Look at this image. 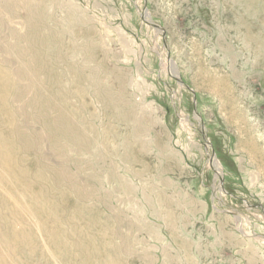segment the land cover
Here are the masks:
<instances>
[{
  "label": "rangeland",
  "instance_id": "374dc122",
  "mask_svg": "<svg viewBox=\"0 0 264 264\" xmlns=\"http://www.w3.org/2000/svg\"><path fill=\"white\" fill-rule=\"evenodd\" d=\"M0 22V264H264V0Z\"/></svg>",
  "mask_w": 264,
  "mask_h": 264
},
{
  "label": "bare ground",
  "instance_id": "6f19581e",
  "mask_svg": "<svg viewBox=\"0 0 264 264\" xmlns=\"http://www.w3.org/2000/svg\"><path fill=\"white\" fill-rule=\"evenodd\" d=\"M7 2H8V1H7ZM9 2H10V1H9ZM15 3H16V2H15ZM7 6H9V4H7ZM14 6H15V5H14ZM14 6H12V8H13ZM17 6H18V5H17ZM5 8H6V7H5ZM5 8H4V9H5ZM17 8H18V7H17ZM18 10H19V9H18ZM30 11H31V10H30ZM15 12H16V11H15ZM13 13H14V12H13ZM33 13H34V12H33ZM15 14H16V13H15ZM8 15H9V14H8ZM11 15H12V12H11ZM28 20H29V19H28ZM31 21H32V20H31ZM27 22H28V21H27ZM27 22H26V23H27ZM0 23H1V22H0ZM27 24H28V23H27ZM28 25H30V21H29V24H28ZM0 27H1V26H0ZM1 28H2V27H1ZM1 28H0V29H1ZM37 28H38V26H37ZM13 33H14V32H13ZM47 35H48V34H47ZM10 39H11V38H10ZM46 39H47V38H46ZM50 40H51V39H50ZM17 41H18V40H17ZM40 42H41V41H40ZM47 42H48V41H47ZM16 43H17V42H16ZM28 45H29V44H28ZM40 45H42V44H40ZM4 47H5V46H4ZM13 47H14V46H13ZM15 48H16V47H15ZM6 49H7V48H6ZM16 49H18V48H16ZM19 49H20V48H19ZM34 53H36V52H34ZM9 54H10V53H9ZM12 55H14V54H12ZM17 55H18V54H17ZM15 56H16V55H15ZM39 56H40V55H39ZM41 56H42V55H41ZM35 57H36V55H35ZM42 57H43V56H42ZM36 58H37V57H36ZM40 59H42V58H40ZM37 60H38V59H37ZM39 61H41V60H39ZM36 63H37V62H36ZM41 63H42V62H41ZM43 63H44V61H43ZM44 65H45V64H44ZM36 67H37V66H36ZM38 67H41V66H38ZM41 68H42V67H41ZM44 68H45V67H43V69H44ZM38 69L40 70V68H38ZM17 70H18V69H17ZM15 72H16V71H15ZM38 72H39V71H38ZM48 72H49V71H48ZM17 73H18V72H17ZM8 74H9V73H8ZM42 74H43V73H42ZM48 74H49V73H48ZM18 75H20V73H19ZM26 75H27V74H26ZM46 75H47V74H46ZM48 76H49V75H48ZM48 76H47V77H48ZM33 77H35V76H33ZM47 77H46V78H47ZM16 78H17V76H16ZM18 78H19V77H18ZM49 78H50V76H49ZM55 78H57V77H55ZM2 79H3V78H2ZM19 79H20V78H19ZM22 79H23V78H22ZM49 80H50V79H49ZM49 80H48V81H49ZM9 81H10V80H9ZM11 81H12V80H11ZM13 81H15V80H13ZM6 82H7V80H6ZM1 83H2V82H1ZM13 84H14V83H13ZM17 85H18V84H17ZM17 85H16V86H17ZM2 86H3V85H2ZM9 86H10V85H9ZM9 86H8V87H9ZM12 86H14V85H12ZM12 86H11V88H12ZM14 88H16V87H14ZM19 88H20V87H19ZM19 88H17V89H19ZM23 88H24V87H23ZM26 88H27V87H25V89H24L23 91H26ZM36 88H37V87H36ZM1 89L3 90L4 88H1ZM17 89H16V90H17ZM11 90H12V89H11ZM13 90H14V89H13ZM30 90H31V89H29V91H30ZM58 90H59V89H58ZM5 91H6V89H5ZM17 91H18V90H17ZM23 91H22V92H23ZM33 91H34V90H33ZM37 91H38V90H37ZM61 91H62V90H61ZM61 91H60V92H61ZM31 92H32V91H31ZM55 92H56V91H55ZM12 93H13V92H12ZM24 93H25V92H24ZM24 93H23V94H24ZM26 94H27V93H26ZM33 94H34V93H33ZM37 94H38V93H37ZM60 94H62V93H60ZM54 95H55V94H54ZM54 95H53V96H54ZM104 95L106 96V94H104ZM36 96H37V95H36ZM38 96H39V95H38ZM0 97H1V96H0ZM2 97H4V96H2ZM17 97L20 98L21 96L18 95ZM34 97H35V96H34ZM60 97H61V96H60ZM62 97H63V96H62ZM10 98H11V97H10ZM12 98H15V97H12ZM36 98H37V97H36ZM1 99H2V98H1ZM3 99H4V98H3ZM23 99H24V98H23ZM42 99H43V98H42ZM56 99H57V98H56ZM61 99H62V98H61ZM27 100H28V99H27ZM35 100H36V99H35ZM54 100H55V99H54ZM1 101H2V100H1ZM9 101H11V100L9 99ZM14 101H15V100H14ZM16 101H17V100H16ZM16 101H15V102H16ZM39 101H40V100H39ZM4 102H5V101H4ZM10 103H11V102H10ZM25 104H26V103H25ZM5 107H6V106H5ZM58 107H59V106H58ZM58 107H57V108H58ZM60 107H61V106H60ZM28 109H29V108H28ZM3 110H4V109H3ZM5 110H6V109H5ZM40 110H41V109H40ZM52 110H53V109H51V110L49 109V112L52 111ZM55 110H56V109H55ZM53 111H54V110H53ZM63 111H64V110H63ZM60 112H62V110H61ZM57 113H58V112H57ZM67 113H68V112H67ZM46 114H47V113H46ZM58 114H59V113H58ZM64 114H66V113H64ZM33 115H34V114H33ZM47 115H48V114H47ZM48 117H49V116H48ZM60 117H61V116H60ZM68 117H69V116H68ZM41 118H42V117H41ZM44 118H45V115H44ZM36 119H37V118H36ZM34 120H35V119H34ZM39 120H40V119H39ZM42 120H43V119H42ZM45 120L48 121V119H45ZM47 121H46V122H47ZM38 122H39V121H38ZM43 122H44V121H43ZM8 124H9V123H8ZM39 124H40V123H39ZM3 125H5V124H3ZM15 125H18V124H15ZM42 125H43V124H42ZM17 128H18V127H17ZM44 128H45V127H44ZM56 128H57V127H56ZM73 128H74V127H73ZM5 129H7V128H5ZM18 129L20 130V128H18ZM21 129H22V128H21ZM21 131H22V130H21ZM18 132H19V131H18ZM18 132H17V133H18ZM17 133H16V134H17ZM19 133H20V132H19ZM19 133H18V134H19ZM11 134H12V133H11ZM31 135H32V134H31ZM45 136H46V135H45ZM55 136H56V135H55ZM0 137H3V136L0 135ZM66 137H67V136H66ZM4 138H5V137H4ZM78 138H79V137H78ZM5 139H6V138H5ZM22 139H23V138H22ZM46 140H47V139H46ZM0 142H1V138H0ZM14 142H15V140H14ZM14 144H15V143H14ZM35 144H36V143H35ZM33 146H34V145H33ZM56 146H57V145H56ZM8 147H9V146H8ZM10 147H11V146H10ZM35 148H36V147H35ZM57 148H59V147H57ZM0 150H1V149H0ZM22 150H23V148H22ZM0 153H1V151H0ZM8 154H9V153H8ZM11 154H12V153H11ZM15 154H16V153H15ZM35 154H36V153H35ZM3 156L5 157L6 155H3ZM3 156H2L1 158L4 160V163H5L7 157H6V158H3ZM16 157H17V156H16ZM21 157H22V156H21ZM12 158H13V157H12ZM0 161H1V160H0ZM9 161H10V160H9ZM21 162H22V161H21ZM7 163H8V162H7ZM22 163H23V162H22ZM22 163H21V164H22ZM213 164L216 165L215 161H213ZM1 165H2V163L0 164V166H1ZM10 166H12V165H10ZM3 167H4V166H3ZM26 167H27V166H26ZM13 168H14V167H13ZM15 168H16V165H15ZM15 168H14V169H15ZM10 169H11V168H10ZM19 169H20V168H19ZM21 169H22V167H21ZM24 169H25V168L23 167L22 170H24ZM2 170H3V169H2ZM16 170H17V169H16ZM16 170H15V171H16ZM25 170H26V169H25ZM25 170H24V171H25ZM217 170H218V173H219V168H217ZM0 171H1V170H0ZM7 171L10 172L11 170H9V168H8ZM24 171H23V172H24ZM11 172H12V171H11ZM13 172H14V171H13ZM19 172H21V170H19ZM23 172H22V174L24 175L25 173H23ZM0 173H3V172L1 171ZM6 173H8V172H6ZM4 174H5V173H4ZM14 174H16V173H14ZM29 174H30V173H29ZM5 175H6V174H5ZM16 175H17V174H16ZM16 175H14V176L11 175V176L14 177V179H15V176H16ZM18 175L20 176L21 173H19ZM30 175H31V174H30ZM3 176H4V175H3ZM8 176H10V175H8ZM1 177H2V175H1ZM1 177H0V178H1ZM4 177H5V176H4ZM28 177H30V176H28ZM2 178H3V177H2ZM5 178H6V177H5ZM9 178H11V177H9ZM30 178H31V177H30ZM20 179H21V178H20ZM25 179H26V178H25ZM27 179H28V178H27ZM27 179H26V180H27ZM15 180H18V178H16ZM0 181L3 182L2 179H1ZM12 182H13V181H12ZM25 182H26V181H25ZM16 183L18 184V182H16ZM19 183H20V182H19ZM10 184H11V183H10ZM21 184H22V183H21ZM2 196H3V195H2ZM0 197H1V196H0ZM3 197H4V196H3ZM18 197H19V196H18ZM20 197H21V196H20ZM5 199H6V197H5ZM18 200H20V198H18ZM5 201H6V200H4V202H5ZM18 202H19V201H18ZM14 203H15V202H14ZM30 203H32V202H30ZM14 223H15V222H14ZM10 231H11V230H10ZM34 232H35V231H34ZM12 233H13V232H12ZM3 236H4V235H3ZM15 237H16V236H15ZM17 237H18V236H17ZM17 237H16V238H17ZM56 237H57V236H56ZM30 240H31V239H30ZM58 242H59V241H58ZM61 243H62V242H61ZM51 246H52V245H51ZM60 246H61V245H60ZM25 247H26V246H25ZM59 249H60V248H59ZM11 257H12V256H11ZM3 260H4V259H3ZM0 262H1V261H0ZM6 262H7V261H6Z\"/></svg>",
  "mask_w": 264,
  "mask_h": 264
}]
</instances>
